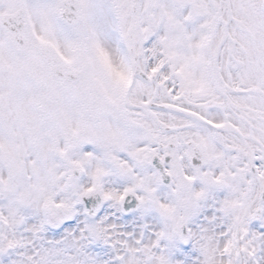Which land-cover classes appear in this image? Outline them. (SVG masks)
Wrapping results in <instances>:
<instances>
[{
    "label": "snow or ice",
    "instance_id": "snow-or-ice-1",
    "mask_svg": "<svg viewBox=\"0 0 264 264\" xmlns=\"http://www.w3.org/2000/svg\"><path fill=\"white\" fill-rule=\"evenodd\" d=\"M0 264H264V0H0Z\"/></svg>",
    "mask_w": 264,
    "mask_h": 264
}]
</instances>
